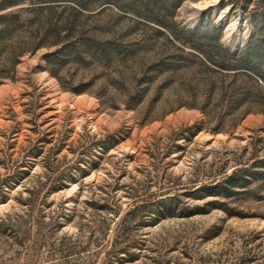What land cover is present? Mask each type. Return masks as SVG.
Here are the masks:
<instances>
[{"label": "rangeland", "instance_id": "374dc122", "mask_svg": "<svg viewBox=\"0 0 264 264\" xmlns=\"http://www.w3.org/2000/svg\"><path fill=\"white\" fill-rule=\"evenodd\" d=\"M189 1L206 2L201 16L182 9ZM29 6L10 9L26 20ZM262 16L264 0H185L174 19L223 28L235 51ZM79 22L86 39L61 52L59 78L44 55L61 45L46 46L0 86V182L17 175L0 192V264H101L136 207L130 233L146 240L144 256L126 264H264V113H231L230 97L209 93V74L154 24L111 6ZM236 171L235 194L198 192ZM62 172L63 188L45 189L31 211L25 188ZM167 199L173 211L159 212Z\"/></svg>", "mask_w": 264, "mask_h": 264}, {"label": "trees", "instance_id": "16d2710c", "mask_svg": "<svg viewBox=\"0 0 264 264\" xmlns=\"http://www.w3.org/2000/svg\"><path fill=\"white\" fill-rule=\"evenodd\" d=\"M184 1L0 0V86L7 79H15L17 65L25 54L35 53L46 46L61 45L44 55L51 74L58 77L52 67L61 65V52L78 41L83 43L86 39L79 17L96 7L111 6L134 15L143 23L156 25L157 33L165 37L180 52L192 56L198 67L209 74L207 82L209 93L215 91L221 98L230 97L232 104L229 111L231 113L245 106V114L253 111L254 106L257 107L255 110L264 113V16L260 17V22L255 24L254 31L245 45L234 51L222 42L223 28L214 24L205 23L195 29L179 27L174 18ZM24 3L31 5L25 9L31 12V16L26 20L23 19L20 10L10 9ZM169 3L171 6L166 8L165 12L162 7L156 8L158 4ZM59 7H63V11L68 12L69 15L56 18L55 14ZM74 91L82 93L85 89L75 88ZM12 178L16 179L17 175H8L1 180L0 192L8 190L7 187L10 185L8 180ZM66 178V174L62 172L56 178L59 181L58 184L48 187L46 182H38L30 188H25L28 191V197L23 201L32 211L33 205L40 198L47 196H42L45 189L46 194L62 189ZM49 179L50 177L47 178ZM238 186V171H236L215 186H203L198 192L204 189L228 197L235 194ZM168 200L172 199L161 200L154 206L159 212L173 211L175 205ZM137 209L138 207L134 208L121 221L120 231L106 251L101 264H126L142 260L146 240L138 241L130 233L136 217L133 213ZM202 211L203 209L197 206L182 208L184 215H193ZM3 224L5 223L0 222V225ZM154 261L162 264L157 259Z\"/></svg>", "mask_w": 264, "mask_h": 264}, {"label": "bare ground", "instance_id": "6f19581e", "mask_svg": "<svg viewBox=\"0 0 264 264\" xmlns=\"http://www.w3.org/2000/svg\"><path fill=\"white\" fill-rule=\"evenodd\" d=\"M206 2H187L183 6V10L185 11H192L194 15L201 16L202 11L206 8Z\"/></svg>", "mask_w": 264, "mask_h": 264}]
</instances>
